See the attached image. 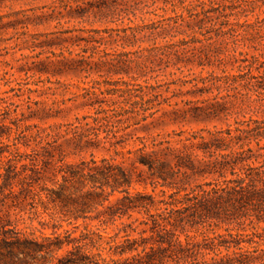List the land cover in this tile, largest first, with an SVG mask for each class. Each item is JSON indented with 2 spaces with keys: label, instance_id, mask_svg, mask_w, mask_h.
<instances>
[{
  "label": "rangeland",
  "instance_id": "obj_1",
  "mask_svg": "<svg viewBox=\"0 0 264 264\" xmlns=\"http://www.w3.org/2000/svg\"><path fill=\"white\" fill-rule=\"evenodd\" d=\"M87 3L0 0V264L10 263L3 243L16 236L41 245L38 260L29 263L59 264L71 251L69 246L55 252L59 241L119 229L148 239V252L164 249L159 264H233L235 253L259 256L264 208L253 212L243 204L228 214L215 190L245 180L248 190L264 191V64L254 66L255 79L237 65L157 67L150 85L163 86V106L154 119L134 126L133 103L84 98L83 89L118 77L71 66L88 49L71 40L87 38L82 31L130 25L98 24ZM257 18L261 33L231 40L230 48L238 51L231 55L264 63V10L240 23ZM152 19L158 18L147 22ZM217 44L221 53L222 40ZM202 78L222 82L206 89L188 83ZM120 171L129 179L113 193ZM100 255L106 257L93 249L90 262L98 263Z\"/></svg>",
  "mask_w": 264,
  "mask_h": 264
},
{
  "label": "trees",
  "instance_id": "obj_2",
  "mask_svg": "<svg viewBox=\"0 0 264 264\" xmlns=\"http://www.w3.org/2000/svg\"><path fill=\"white\" fill-rule=\"evenodd\" d=\"M159 4L163 7H158ZM257 10H264V0H209L208 3L204 0H88L86 11L99 18L98 24L108 26L120 22L124 25L125 21H128L130 25L119 26L116 29L106 27L82 31L88 34L87 38L76 37L71 40L84 42L88 49L82 57L83 60L71 59V66L81 65L82 71L89 75L105 73L109 77H118L116 82L95 83V86L83 89L86 92L83 96L92 98L102 95L123 99L125 104L133 103L134 126H139L149 119H154L159 108L163 106L161 100L164 98V93L159 91L163 86L150 85L151 81H156L158 78L157 67L181 71L183 67L190 65L202 70L216 65L225 69L229 65H237L239 72H246L255 79L252 76L254 66L264 63L257 57L249 60L248 55L244 53H238L240 59L231 55L238 51L230 48V41L235 38L243 40L261 33L256 27L262 22L260 18L254 23L248 20L240 23L242 18L249 19ZM160 11L166 15L159 16ZM152 16L158 19L147 22V18ZM135 20L141 21V24H135ZM221 40L223 50L219 53L217 49L220 48L217 43ZM76 44L73 43L71 46H79ZM229 53L230 55H227ZM97 55L101 57L95 61ZM169 75L174 76L175 73ZM125 77L128 80H125ZM140 80H144V84L138 83ZM215 81L222 82L217 79L202 78L200 81L194 80L193 83H188L196 88L202 84L203 89H206L217 86ZM176 84L177 82H173L168 85ZM184 85H187V82L183 83ZM90 107L94 108V105ZM102 111L106 112L104 109ZM143 160L149 161V156L144 157ZM97 172L102 180L109 178L102 168H98ZM128 179V176L120 171L115 177L117 186L112 188V192H117L121 181L127 182ZM247 188L245 180H241L235 187L217 189L215 192L219 195L216 202L224 205V210L228 214L236 211L243 204L251 206L253 212H257V209L263 210L264 206L258 203L264 202V191L257 192ZM203 193L208 194V192ZM189 195L187 194L183 201L186 205L191 203ZM201 208L209 207L202 203ZM239 220L241 221L242 217H239ZM102 223L104 227L109 226L104 221ZM260 224L261 221L258 219V226ZM262 231L264 232V229ZM105 232L106 230L102 233L89 232L87 235H82L80 240L75 239L71 243L59 241L54 249L55 252L71 246V251L67 252L59 264H92L89 254L95 248H101L106 256H98L100 261L96 264H159L163 261L164 249L150 248L148 252L146 243L148 239L133 238L132 234L135 231L132 230V233L119 229L113 235ZM10 240L3 243L9 250L8 264H31L28 259L36 262L43 252L41 245L20 236ZM165 243L168 244V241L161 242V244ZM233 248L238 251L243 250L240 245ZM259 252L260 255L256 257L250 252L248 256L235 253L233 264H264V249Z\"/></svg>",
  "mask_w": 264,
  "mask_h": 264
}]
</instances>
